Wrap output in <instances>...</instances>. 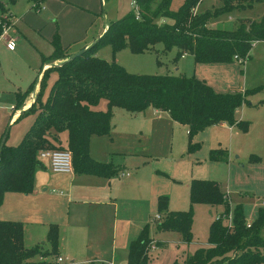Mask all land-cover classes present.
Returning <instances> with one entry per match:
<instances>
[{"label": "trees", "instance_id": "1", "mask_svg": "<svg viewBox=\"0 0 264 264\" xmlns=\"http://www.w3.org/2000/svg\"><path fill=\"white\" fill-rule=\"evenodd\" d=\"M28 1L30 8L38 12L47 0ZM174 1L134 0V7L127 15L107 24L100 37L70 59L72 54L57 38L53 40L54 50L42 58L39 75L15 95L14 108L20 111L18 119L26 114H34L35 118L18 145H7L5 137L0 148V205L6 192L30 194L33 191L34 174L41 166L37 153L43 149L67 148L77 174L116 175L117 166L98 162L89 153L91 136L110 134L115 107L130 113L144 111L149 106L167 111L173 121L188 128V152L200 148L193 139L210 126L236 124L247 132L248 122H237L235 111L248 103V91L218 93L204 80L181 74H134L114 60L95 56L101 45H109L114 56L125 48L133 54H141L161 44L163 52L176 50L175 60L189 54L195 63L232 62L234 56L246 61L253 45L264 42V14L256 20H241L232 30L212 28L208 24L219 14L264 4V0H217L218 5L212 11L200 13L195 8L202 0H181L177 8L173 6ZM16 2L0 0V33L5 21L3 16L8 17ZM44 64L46 68L42 71ZM52 72L56 79L44 96ZM262 88L264 85L252 92ZM32 95L31 106L23 109L26 98ZM101 99L106 100V109H93ZM64 131L67 133L66 147L59 141ZM209 158L224 160L227 152L213 149ZM258 160L256 156L250 157L251 162ZM189 201L188 210L167 211L168 197L159 196L157 209L164 215L156 222L157 228L178 232L182 240L189 243L193 205L223 206L224 210L209 226L207 246L196 249L183 262L173 264H264V207L247 222L243 207L236 205L231 209L226 193L216 181L209 179L191 180ZM230 212L231 225L228 226L223 224L222 217ZM23 235L21 222L0 220V264H52L44 258L58 253V226L51 224L48 228L49 250H44L40 244L26 248ZM151 243L149 227L145 225L129 244L127 264H148ZM38 257L43 260L34 259Z\"/></svg>", "mask_w": 264, "mask_h": 264}, {"label": "crops", "instance_id": "2", "mask_svg": "<svg viewBox=\"0 0 264 264\" xmlns=\"http://www.w3.org/2000/svg\"><path fill=\"white\" fill-rule=\"evenodd\" d=\"M27 2L30 5L28 0ZM15 5L10 9L8 17L15 30L13 35L16 38V46L14 50H8L4 43L1 44L2 53L10 55H17V45L24 42L21 41L22 35L18 34L19 31L15 27L18 20L14 11ZM132 5L134 7V1ZM105 29L106 25L102 27L97 37H100ZM87 46L89 45L84 43L79 51ZM42 56L44 55L41 54ZM180 59H182L181 67L190 69L192 76L198 74L196 70L199 63L194 62L192 55L183 54ZM262 73L264 75V70ZM181 75L185 74L181 73ZM36 77L29 82L28 86ZM263 84H255L254 87ZM210 85L214 87V90L217 87L212 82ZM243 90L244 88H241L238 81V84H235L228 93L242 92ZM17 91L23 90L19 89ZM218 91H220L219 88ZM255 96L256 99H249L248 103L243 104L235 111L237 122L247 121L249 123L248 130L245 133L251 131V126L259 125L260 121L264 125V96ZM30 101H32L31 96H28L24 109L30 106ZM11 106L15 105L11 104L9 108ZM10 110L12 114L9 122L14 121V119L17 120L20 111L11 108ZM2 121L4 124L5 120L2 119ZM111 124L112 130L109 135L91 136L89 153L98 162L111 163L117 166L118 173L116 175L102 177L91 174H77L74 171L70 173H52L48 161L38 158L41 166L34 174L33 191L30 194L6 192L3 196L0 205V220L17 221L23 224V244L26 248L40 244L44 250L49 249L50 245L46 239L48 228L51 224L58 226V253L55 256L44 258L52 264H55L57 257L71 261V264H109L110 262L127 264V251L130 242L138 236L145 225H148L149 230H151L154 226L152 224L155 223L156 225V222L162 219L164 215L159 213L157 209L159 196L167 195V211H185L188 209L187 207L190 208L189 184L191 180H214L218 183L220 189L225 192L223 190L224 186H222L223 180L221 179H226L228 190L232 178L245 179V177L239 176L236 170L233 171L234 167L230 162V154L235 149L231 144L227 150L224 149L227 152V158L220 161H212L209 158L211 150L222 149L216 147L217 144L215 143H210L207 146V154L202 153L199 150L200 148L194 152H188V128L173 121L167 111L149 106L144 111L130 113L115 107ZM235 127L238 126L236 124L230 126L226 123L216 124L199 132L193 141L202 142V134L204 133L210 140L211 133L216 129L227 131L231 135ZM2 131L0 129V143L3 137ZM169 131L174 143L175 136H178L177 148H179L175 150V145L171 143L170 155L165 154V156H162L161 153L164 151L163 140L165 133ZM59 141L63 147H66L67 139L64 142L59 135ZM184 154L188 156L186 161L183 162L185 166L189 167V171L184 170L183 174L173 173L167 188L160 186V183H164L159 179L162 176L160 173H164V171L158 168V160L165 159L169 162L181 163L182 161H177V159L182 158ZM202 155H204V158H202ZM128 158L135 160V170L132 173L126 170ZM254 164L257 169H264V162ZM242 167L244 168V165ZM261 176L264 179V173ZM164 189L169 190L164 191ZM236 189L243 193L248 192V190H243L246 189L244 187L237 186ZM226 195L230 204L229 196L227 193ZM196 205L202 204H195L192 208ZM207 206L209 208L216 207ZM260 207H264V203L252 206L254 213L249 219L246 218L247 222L253 220ZM155 211H157L159 219L157 216H152ZM245 217L249 216L246 215ZM167 233L176 234L178 241L184 242L180 233L174 231ZM151 240V244L154 246L153 250H155L159 243H156L153 238ZM153 250H150V252ZM37 259L43 260L41 257Z\"/></svg>", "mask_w": 264, "mask_h": 264}, {"label": "rangeland", "instance_id": "3", "mask_svg": "<svg viewBox=\"0 0 264 264\" xmlns=\"http://www.w3.org/2000/svg\"><path fill=\"white\" fill-rule=\"evenodd\" d=\"M1 1L5 2L6 0ZM133 1L48 0L43 5L42 10L38 12L30 8L27 0L17 1L14 11L18 20L15 27L19 31H17L18 34L22 35L19 34L22 38L21 41L24 42L17 45V55H10L2 53L1 44L4 41L0 40V129L3 130L2 134L6 137L7 145H18L21 136L28 130L35 118L34 114H26L19 120L14 119V121L9 122L12 114L9 106L11 104L15 105V95L19 92L17 90L24 91L29 82L39 74L42 58L51 55L54 50L53 40L57 38L59 44L66 48L69 54L77 53L84 43L91 45L98 38L97 34L103 26L127 15L133 8ZM180 2L181 0H175L174 8H177ZM217 5V0H202L195 8V11L198 13L206 10L212 11ZM263 14L264 4H255L251 8L236 9L219 14L211 18L208 24L212 28L232 30L238 26L241 20H256ZM14 31L12 25L9 35L15 38L13 35ZM41 54L44 56L41 57ZM175 55V49L163 52L161 44H156L154 50L141 54H133L128 48H125L113 56L109 45H101L95 51V56L107 61L114 60L130 73L157 75H180L184 73L186 76H190L192 74L190 69L181 67L182 59L179 58L176 61L174 59ZM189 59L191 58L189 57ZM197 67L196 71H198V74L194 77L205 80L208 85L211 82L216 84L215 91L218 93H228L239 81L241 88H244L243 91L249 92L247 94L248 100L256 99L254 96L258 92L259 94L255 97L264 96V88L252 92V89L256 88L254 87L255 84L264 83V75L262 73L264 70V42L254 44L250 59H247L244 63L239 64L235 61L199 63ZM55 79L56 74L52 72L47 80L44 96H47V91ZM210 86L212 87V85ZM212 88L214 89V87ZM218 88L220 91H218ZM260 91L262 92L260 93ZM33 98L32 96V101ZM32 101H30V106ZM23 106H26V100ZM92 108L105 110L106 100L101 99ZM2 119L5 120L4 124ZM211 136V139L208 140L206 134H202V142H198L200 144L199 150L207 154L206 148L210 143H215L217 144L216 147L226 150L231 144L235 149L230 154V162L234 167L233 171L236 170L238 175L245 177V179L232 178L229 190L226 188V179H221L223 180L222 186H224L223 190L229 196L231 209L236 205H241L245 216H249L246 218L249 219L254 213L252 206L264 203V201L262 202L264 200V179L261 176L264 173V169H257L254 164L261 161L264 162V125L260 121L259 125L251 126V131L248 133L243 132L239 127H235L231 135L227 131L216 129L213 130ZM60 137L65 142L67 139L66 131L61 132ZM171 143L175 145V150H178V136H175L174 143L169 131L165 133L163 140L164 151L161 153L162 156H165V154L170 155ZM251 154H254L253 156L258 157L259 160L251 162ZM187 157V154H184L182 158L177 159V161H182L181 163L169 162L165 159L158 160V168L164 171V173H160L162 176L159 179H161V182L164 181V183H160V186L167 188L173 173L183 174L184 170L189 171V167L185 166L183 162L186 161ZM202 158H204V155H202ZM134 161L133 158H128L126 162V170L130 173L135 170ZM242 165H244V168ZM237 186L246 188L243 190H248V192L239 191L236 189ZM167 190L169 189H164V191ZM187 208L189 209V207ZM222 209L224 210L221 206L209 208L205 204L193 207L192 240L188 244L178 241L176 234L159 230L155 223L152 224L154 226L149 230V236L151 233L150 238H153L159 244L155 250L151 252L149 250L150 261L148 264L181 263L188 254H192L198 248L206 247L209 226L223 212ZM152 216L156 217L157 211ZM222 222L225 225L229 223L225 218H222ZM153 248L154 246L151 244L150 249L152 250Z\"/></svg>", "mask_w": 264, "mask_h": 264}, {"label": "built area", "instance_id": "4", "mask_svg": "<svg viewBox=\"0 0 264 264\" xmlns=\"http://www.w3.org/2000/svg\"><path fill=\"white\" fill-rule=\"evenodd\" d=\"M3 18L5 21L2 26V32L0 33V40L2 39L4 41L5 47L8 50H14L16 46V40L13 36L9 35V31L12 29V23L9 20V17L4 16ZM234 60L237 61L239 64L245 62L242 58H239L237 56H234ZM10 108L12 110H15L14 106H11ZM37 158L46 159L49 163V169L52 173H70L73 171L72 154L67 148L66 149H43L37 153ZM219 217L220 215L217 217V219ZM231 217H232L231 212L227 215V217H222L228 220L229 222L228 226L231 225ZM157 218L159 219L160 217L157 216ZM150 248H151V245H150ZM55 264H71V261H67L63 259L62 257H57ZM109 264H114V263L110 262Z\"/></svg>", "mask_w": 264, "mask_h": 264}, {"label": "water", "instance_id": "5", "mask_svg": "<svg viewBox=\"0 0 264 264\" xmlns=\"http://www.w3.org/2000/svg\"><path fill=\"white\" fill-rule=\"evenodd\" d=\"M81 52H82V50L78 51L77 53L72 54V55L69 57V59H70V58H73V57H75V56H77V55H79V54H81ZM4 140H5V136L2 137V140H1V143H0V148H1L2 144L4 143Z\"/></svg>", "mask_w": 264, "mask_h": 264}]
</instances>
